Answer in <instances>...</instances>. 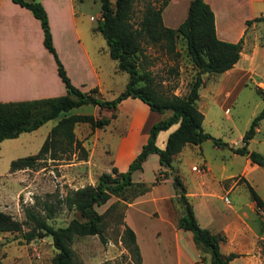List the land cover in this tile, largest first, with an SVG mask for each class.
<instances>
[{"label":"crops","instance_id":"0c3cea01","mask_svg":"<svg viewBox=\"0 0 264 264\" xmlns=\"http://www.w3.org/2000/svg\"><path fill=\"white\" fill-rule=\"evenodd\" d=\"M38 1L47 14L52 44L71 83L83 91L96 87L95 94L100 98L104 97L103 90L109 91L111 97H114L123 89L122 84L126 81H124L123 74L119 72L122 70H118L116 67V60L109 56L106 42L103 44L102 40L94 36L96 35L93 34L94 32L100 33L95 28L96 23L89 28L85 27L82 15L75 9L74 0ZM205 1L213 11L216 36L226 41H236L239 38L242 41L239 57L232 66L219 73L211 75L206 73L201 76L202 82L198 87L196 104L203 114L202 127L212 103L220 102L222 104L244 81L249 78L254 79L260 72L264 73L261 68L262 64H260V61L262 62L264 59V48L259 47L256 43H252L253 45L248 47L253 36V29H250L245 23L246 19L254 16H264V0ZM188 2L189 0H168L161 10L163 24L175 27L184 18ZM94 17L96 19L99 17V11ZM94 17L89 15V19ZM248 28L250 32L246 34ZM247 48H250L249 52H246ZM114 83L117 85H113ZM63 93H65V87L57 74L55 59L42 43V30L38 19L32 15L29 9L13 0H0V101L47 97ZM173 93L176 94L174 91ZM86 104L91 103L71 107L68 112L91 113L95 117H109L110 121L116 117L118 110L124 111V116L127 119L125 128L112 138L105 135V143L109 141L111 144H107L106 149L101 150L103 153L111 152L112 157L108 165H113L118 170H124L131 158L139 151L141 144L145 142L150 124L158 120V117L151 118L157 115V111L151 110L148 104L139 98L131 96L119 100L114 108L91 104L94 112L84 109L79 112L75 110L76 107H86ZM103 127H94L93 129L89 127L83 135L75 134L87 150L85 159H79L75 155L78 161L84 164L92 161V154L98 152L96 141L101 134L99 131ZM174 127L175 124H172L166 129H161L165 131V134L160 139V144L157 143L159 130L155 137V144L162 147L168 132ZM257 128L256 126L255 130ZM203 130H205L204 127ZM209 134L213 136L211 133ZM208 139L211 140L210 138L204 140ZM249 139L246 144L248 149H250L248 147ZM220 140L221 143L218 144L211 140L216 149L220 145L230 147L228 144L230 140ZM201 143L202 141L193 144V147H196L195 149L199 150L198 154L201 155L200 162L197 164H202L205 167L202 172L197 173L191 169L192 165H196L194 161L186 163V168L183 166L178 168L173 165V161L181 154L182 148L187 143L173 154L171 160V165L177 169L185 186L186 196L193 208L197 222L213 233L224 235V239L219 241L220 251L224 254L236 253L228 260L227 264H264V261L259 257L260 253L255 248L256 239L260 238L262 233V226L261 228L256 227L255 221L263 220L259 212L264 208L255 204L250 198L249 192L248 199L243 202L235 200V203L230 204L229 197L228 203L223 200L227 206L231 207V212L221 218H217L207 207L210 195L222 198V195L226 193L228 196L230 190L237 189L239 182H243L245 186L246 183L251 185L264 203L255 179L250 176L252 170H258L261 166L251 162L243 154V162L238 171L228 170V166L225 165L222 158L219 161L216 160V163L212 165L213 171H211L209 160L201 153ZM230 156L235 158L236 152L232 151ZM161 167L157 154L150 152L142 161L141 167L131 172L132 180L145 181L150 185L145 192L127 202V206L150 201L157 209H153L152 212L158 214V206H156L158 200L162 199L168 203L166 214L163 215L159 209V216L165 225L152 229L153 236L151 237L145 235V230H140L139 233L133 223L126 222V210L124 211V222L132 228L135 234V241L140 253L139 264H207V260L200 259L199 250L192 241L191 232L176 226V215L169 205V200L174 196L170 175L163 176L155 183H151L154 180L155 171ZM144 172L147 173L146 177L143 175ZM237 175L242 177L239 182L234 178ZM166 182L168 183L167 190L161 191L160 184ZM193 197H199L196 203L201 200L204 202L202 203L203 207L207 205L206 208L204 207L208 213L206 216L202 213L200 204L195 208V203H192L191 199ZM166 231L167 234H165ZM145 244L148 245L150 251ZM207 258L208 254H206Z\"/></svg>","mask_w":264,"mask_h":264},{"label":"trees","instance_id":"16d2710c","mask_svg":"<svg viewBox=\"0 0 264 264\" xmlns=\"http://www.w3.org/2000/svg\"><path fill=\"white\" fill-rule=\"evenodd\" d=\"M26 7L39 21L42 30V43L55 59L56 71L65 87V93L20 100L0 101V140L15 137L22 131H29L41 123L52 119L45 137L38 149L30 154L10 159L8 171L36 168L44 159H68L73 153L79 159H85L87 150L75 136L74 126L85 122L91 129L103 127L109 122V117H95L91 113H71V107L83 103L97 104L99 107H115L124 97H137L147 103L153 111L169 113L150 124L145 142L139 151L128 162L124 170L111 166L108 171L98 174L94 183L67 188L64 194H56L51 201L43 200V212L35 209L33 204L23 205L24 221L29 228L22 231L26 239L35 234L39 237L49 235L55 248L48 264H78L71 246L76 236L97 234L102 242L106 241L103 229L105 216L109 206L103 211L96 210L95 205L104 203L110 195H115L122 201H130L124 191L132 190L135 197L149 188L145 181H134L131 172L141 167L147 154H157L162 166V174L170 175L174 196L180 204L176 216V226L191 232L194 245L199 250L201 260L207 264H227L236 255L234 252L224 254L219 249V241L224 239L221 233H213L208 228L199 225L193 208L186 196L185 186L179 175L171 171L173 154L186 143L197 144L210 138L213 143H221L219 138L211 136L201 125L203 114L198 109V87L202 82V73H219L232 66L239 57L242 39L226 41L215 34L213 11L205 0H189L184 18L175 26L163 24L161 10L168 0H141L138 16L133 20L135 0H99V17L95 28L100 31L107 44L108 54L116 60L118 70L125 71L127 80L122 90L110 99L96 96V87L86 91L73 85L67 76L62 63L56 55L51 40L47 14L38 0H13ZM264 18L255 16L254 20ZM251 19H246L249 23ZM180 36L184 41L186 53L194 67V75L183 94H162L156 90L148 70L139 68L138 56L142 53V44H158L165 52L177 54L175 39ZM264 115V106L251 119L248 127L241 135V144L233 148L239 154H245L251 162L264 169V154L248 149L246 144L255 132L257 120ZM175 127L168 132L164 145L155 144L159 130L170 125ZM161 168H158L160 171ZM159 178L155 175L151 183ZM250 198L259 207L264 203L251 185L246 183ZM172 197V198H173ZM124 203V202H123ZM63 204L68 209H74L79 217H71L64 225L53 226L47 222L57 206ZM21 221L10 213L0 209V232L18 231ZM120 239L130 254H133L132 264H139L140 253L132 228L123 222ZM200 252L208 254V258L200 256Z\"/></svg>","mask_w":264,"mask_h":264},{"label":"rangeland","instance_id":"374dc122","mask_svg":"<svg viewBox=\"0 0 264 264\" xmlns=\"http://www.w3.org/2000/svg\"><path fill=\"white\" fill-rule=\"evenodd\" d=\"M111 1L113 3V0ZM140 5L141 0H135L133 20H136L138 16ZM74 6L77 12L82 15L81 17L84 19L86 28L96 23L97 19L94 16L99 11V0H74ZM89 15L94 18L89 19ZM252 18L247 23L249 28L253 29V36L251 37V41H249L248 47L252 46V43H256L259 47L264 48V18L257 20ZM249 28L246 34L250 32ZM93 34H96L94 36H97L104 44L105 41L99 32H94ZM142 47V53L138 56L139 68L149 71L156 90L162 94H170L173 91L176 94H183L195 71L186 53L183 39L180 36H177L175 39L176 55L165 52L163 48L155 43H143ZM249 51L250 48H247L246 52ZM260 64H262L261 68L264 71V59H262V62L260 61ZM119 72L123 74L124 81H126V72ZM204 74L206 73H202L201 76H204ZM211 74L208 73V75ZM259 82L264 83V73L262 72L256 75L254 79L249 78L244 81L222 104L216 102L210 105L209 111L205 116L204 129L213 136L219 137L224 141L230 140L231 142L228 143L230 147L220 145L216 149L212 145L211 140L202 141L201 153L209 160L211 171H213L212 165L216 163V160L219 161L220 158L228 166V170H239L243 162V154L236 153L235 158L230 155L233 148L241 144L240 137L248 127L251 119L264 106V96L258 85ZM113 85H117V83ZM122 85L124 86L125 82ZM108 92L103 90L102 95L104 97L102 98L110 99L111 94ZM85 106L76 107L75 110L77 112L81 111V109L89 110V112L95 111L91 107V104H86ZM225 106H228L227 112L224 111ZM168 113V110L157 112V115L151 118L158 117L157 119H159ZM124 115L123 110H118L116 117L113 120L110 119L99 131L101 134L96 141V149L98 152L96 154L93 153L92 161L86 162L85 164L76 159L75 153L70 155L68 159H44L41 166L36 168L8 171L10 159L33 153L38 149L50 125L54 121L52 119L41 123L35 129L22 131L15 137L0 140V209L10 213L14 218L21 221L20 230L0 232V264L49 263L50 257L55 251L50 236L43 235L39 237L35 234L30 239L22 236V231H26L29 228L28 224L24 221L23 205L35 203V209L42 213L43 200L52 202L57 193L64 194L67 188L81 186L85 183H94L100 172L108 171L112 166L108 165L112 155L111 152L103 153L101 150L106 149L105 146L111 143L109 141L105 143L104 136L108 135L112 138L125 128L127 119ZM256 126L258 128L249 139L248 147L264 154V115L258 118ZM88 129L89 125L85 122L78 123L74 127L75 134L80 135H83ZM164 134V130L158 132V144H160V139ZM231 140H236L237 142L234 143ZM195 148L191 143L184 145L181 154H178L179 156L173 161V165L178 168L180 166L186 168V163L190 161H194V164L199 163L201 155L198 154L199 150L197 151ZM106 167L107 169H105ZM175 167L171 165V171L178 174ZM162 170V168L160 171L157 169L154 175L162 178L164 176ZM143 175L146 177L147 173L144 172ZM250 176L255 179L259 193L264 200V169L261 167L258 170H252ZM234 178L238 182L242 179L238 175ZM159 188L161 191L167 190L168 183H161ZM124 193L125 196L129 197L128 200L130 201L136 197H131L132 190L130 188L126 189ZM228 197L230 204L235 203V200L242 202L247 200L248 190L243 182H239L236 190H230ZM191 199L192 203H195V208L199 206L198 204L202 206V203H204L201 200L199 203H196L199 197H193ZM208 199V206L205 205L204 207H209L208 209L217 218H221L231 212V207L227 206L222 198L210 195ZM167 205L168 203L166 201L162 199L158 200L156 204L158 206V214H156L152 212L153 209H156L154 207L155 205L150 201L127 206L126 201H122V199L115 195H110L104 203L95 205L96 210L99 212L109 206L108 213L105 216V227L103 229L106 241L102 242L96 233L76 236L71 244L76 261L78 264H132L133 254L127 251L120 239L124 222V211L126 210V222L133 223L139 233L140 230H145V235L151 237L153 236L152 229L160 227V225L164 227L165 223L159 216V213L162 211L163 215L166 214ZM169 205L177 216L180 211V204L177 202L176 197L169 200ZM204 207L202 206V213L206 216L208 213ZM259 214L263 217V220H256L255 225L258 228L262 226V233L260 234L261 237H257L256 239L255 248L260 253V259L264 261V210L262 209ZM71 217L78 218L79 213L61 204L55 208L54 213L46 218V220L51 225L58 226L64 225ZM165 234H167V231ZM145 246L148 249V245L145 244ZM148 251L150 250L148 249ZM205 254L200 252V256H205Z\"/></svg>","mask_w":264,"mask_h":264},{"label":"built area","instance_id":"2783aa9c","mask_svg":"<svg viewBox=\"0 0 264 264\" xmlns=\"http://www.w3.org/2000/svg\"><path fill=\"white\" fill-rule=\"evenodd\" d=\"M258 85H259V87H260V89H261V91H262V93H263V96H264V83H263V82H259ZM224 111L227 112V111H228V107H225V108H224ZM233 142L236 143L237 141L234 140ZM191 168H192L193 170L197 171V172H202V171L205 169V167H204L202 164L192 165ZM222 199H223L226 203H228V196H227L226 193H225L224 195H222Z\"/></svg>","mask_w":264,"mask_h":264}]
</instances>
